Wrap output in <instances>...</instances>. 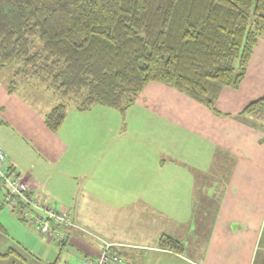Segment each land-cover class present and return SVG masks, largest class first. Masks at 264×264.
<instances>
[{"label":"trees","instance_id":"1","mask_svg":"<svg viewBox=\"0 0 264 264\" xmlns=\"http://www.w3.org/2000/svg\"><path fill=\"white\" fill-rule=\"evenodd\" d=\"M259 39L264 0H0V70L52 95L54 105L43 120L53 133L68 107L125 110L154 82L214 115L243 122L264 143V97L236 115L215 107L223 88L241 83ZM14 84H8L9 93ZM5 157V171L13 172ZM17 206L26 208L21 201ZM77 226L70 229L82 235ZM54 233L51 241L65 238ZM159 246L176 254L184 250L170 236H162Z\"/></svg>","mask_w":264,"mask_h":264},{"label":"crops","instance_id":"2","mask_svg":"<svg viewBox=\"0 0 264 264\" xmlns=\"http://www.w3.org/2000/svg\"><path fill=\"white\" fill-rule=\"evenodd\" d=\"M3 72H6V70H0L1 76ZM8 77H12V73L0 79V149L6 155V165L11 168V171L17 174L22 173L23 178L29 185L31 198L52 208V198L50 196L43 197L40 196L39 192H35L37 190L34 185L39 182L33 176L31 170L33 166L30 163L31 159L38 154H45L46 157L57 160L67 152V146L58 135V132L49 131L44 124L43 117L54 105V100L51 97L47 103L41 106L35 102L34 95L29 91L21 95L13 89L9 93L8 82L5 81ZM262 97H264V39H259L253 48L241 83L237 88H223L215 101V107L221 114L236 115L247 104ZM137 101L140 104V109L144 110L145 113L151 111L158 117L165 118L169 122L173 121L183 128L184 136L209 147L212 152L205 153L207 156L210 155V159L204 157L206 158L205 166L209 169L202 166L201 168L204 169L197 168L198 170L209 172L213 168L211 165L213 158L217 153L220 155V172L223 173L219 177L227 179L225 190L220 193L222 203V210H220L222 214L216 219L217 224L212 228L204 247L194 249L193 242H190L192 244L191 250L188 251L190 253L186 254L187 249L184 248L182 254H176L158 244L162 236H170L182 241L180 235L176 236V234L183 230L189 224V221L184 224V221L180 220L181 211L185 209V204L180 203V201H185L188 205L192 204V202H189L191 198L183 199L184 197H180V195H183L181 192L189 195L187 192L192 190L189 187L190 184L185 185L183 180L177 177L185 169H192H190V164L184 165L183 162H180V158L172 156L174 150L170 149L167 150L169 154L162 157L167 163L164 168L166 170V173H164L165 179L161 184H158L155 192L164 196L150 199L151 205H154L151 218L156 220V224L158 223L155 230L146 228V226H155V222L151 221L149 217L144 219L141 212L142 205L146 203L143 200L154 189L152 185L148 186L146 171L142 172L143 169L141 168L140 172H135L133 175L137 178L145 177V182L131 181L128 187H122L118 191L103 187L99 182L96 186L95 183H92L95 187L91 189L93 190L91 194L108 195L106 202L100 204L105 208V210L102 209L103 213H101L102 210L91 209L95 211L96 220L101 217H106L109 220V226L112 230L107 228V224L102 220H99L101 223H98L100 228L104 225L102 231L107 236L103 234L104 237L95 233L94 230L84 227V225L93 227L92 225L95 224V221L85 220L87 215L84 218L85 221H81V213L76 212L74 215L66 209L70 221L86 229L84 239L74 230L64 226L56 227L57 230H54V232L65 235L62 242L59 240V242L55 240L49 242L51 239L47 237L44 238L47 242L41 241L34 234L26 231L23 237V246L20 242L21 239L12 238L15 241L14 243L17 244V248H22L23 251L22 249L17 251L9 248L13 252L16 251L20 259L26 260L25 257L28 256L38 264H44V261L53 264L52 256L56 249L55 246L50 244L56 243V246L61 245L64 248L71 242L88 257V261H91L90 258L95 259V257L100 256L102 241L111 245L110 252L119 261L117 264H120L122 256L131 257L130 250H141L148 257L168 255L185 264H196L195 262H198L197 264H242V259H246L248 246L244 247V245L250 239L247 237L248 227L244 225L243 219L248 224L247 220L253 207V196L259 185L260 177L264 176V143H260L261 133L232 117L214 115L204 105L193 101L171 87L159 83L152 82L145 85L140 92V99ZM95 107L92 109H95ZM97 108L102 110L107 107L97 106ZM79 112L75 108H70L68 114L70 116H82L83 114ZM91 113L86 114L87 118ZM171 126L174 128V125ZM129 143L131 142L128 140H120L117 141L116 146H128ZM146 144V139L143 142L141 141L140 151L146 147ZM105 146H107V143ZM123 150H120V152L122 153ZM17 152H20L19 157ZM144 153L147 155L146 150H144ZM207 161H209L208 165ZM179 163H182V165ZM175 164L185 166L183 171L176 169ZM148 167L151 168L152 166L148 165ZM209 176L211 177V174ZM125 177H129V175ZM158 181L156 180V183ZM121 182L122 180L119 181V183ZM116 185L120 184L117 183ZM205 186L201 187V192L206 195L205 204L210 205L215 202L214 195L217 192L209 191ZM140 195H142L141 198ZM2 197L3 193L0 191V207L3 205L1 202ZM157 199L159 203L155 204ZM146 200L148 201V198ZM110 202L111 206L108 208ZM8 205L11 209L15 208L10 204ZM65 207L61 204L60 209L63 210ZM188 209L191 211L192 207H188ZM138 223L140 224V235L132 238L135 242L130 243L132 239L125 240L117 234L122 226H138ZM164 224H166L165 227L169 226V229L165 230ZM192 224L193 222L190 221L191 226ZM152 232L156 234L149 237L148 234ZM14 234L17 235L16 232ZM4 235L0 231L2 241L7 239ZM0 255H2V248Z\"/></svg>","mask_w":264,"mask_h":264},{"label":"rangeland","instance_id":"3","mask_svg":"<svg viewBox=\"0 0 264 264\" xmlns=\"http://www.w3.org/2000/svg\"><path fill=\"white\" fill-rule=\"evenodd\" d=\"M11 68L13 69L12 71H15L16 66L13 65ZM6 75H8L7 71L2 73L3 77ZM2 76L0 75V79H3ZM5 81L8 82V84L14 82L15 91H18L21 95L26 91L32 93L35 102L41 106L47 103L52 97L48 91L34 86L35 84L32 80L24 81L16 77H8ZM139 99L140 92L135 96L132 104L125 110L116 108H104L101 110L97 108V106H92L91 109L94 107L95 109L80 111L79 113H82V116H70L68 114L70 107H68L61 128L57 131L58 135L67 146L66 154L59 157L57 160L50 159L46 157L45 154H38L31 159L30 165L33 166L31 168L33 176L39 182L34 185V188L37 190L35 192H39L41 194L40 196L43 197L50 196V198H52V209L62 210L60 206L63 204L66 206L65 209H63L64 211L67 209L69 213L74 215L76 212L81 213V221L88 219L90 221H95V224L92 225L93 227L89 225H84V227L89 230H94L95 233L99 235H103L105 234V232L102 231L104 225L100 228L98 223L101 222H99V220H102L107 224V228L111 229L109 220L106 217H101L99 220H96L95 211L91 209L96 208L99 211L102 209L105 210L100 204L106 202L108 195L103 194L98 196L91 194V191H93L91 189H93L98 182L102 184L103 187L115 189L116 191L122 187H128L131 181L144 183L145 177L137 178L133 175L135 172H140L142 168V172L146 171L148 186L152 185L154 189L143 200L146 203L142 205L141 212L143 214H141L144 215V219L149 217L151 221L155 222V226H146V228L155 230L158 223L156 224V220L151 218V213L154 212V205H151L152 202L150 199L162 198L164 196L163 194L155 192L158 184H161L163 179H165L164 173H166V170L164 168L167 166V163L162 157L169 154L167 150L173 149L174 152L172 156L180 158V162H183L184 165L190 164V169H192H185L183 171L185 166H180L182 163H179L180 165L175 164L176 169L183 171L180 175H177V177L183 180L185 185L190 184L189 187L192 189L187 192L189 195L181 192L183 195H180V197H184L183 199L191 198L189 202H192V204L188 205L185 201H180V203L185 204V209L181 211L180 220L184 221V224L189 221V224L176 234V236L180 235L183 241H181L183 247L187 249L186 254H188L190 253L188 251L191 250L190 247H192L190 242H193L194 249L197 247H204L205 241L209 237L212 228L217 224L216 219L222 214L220 193L225 190V182L227 179L225 177H219V175L223 173L220 172V155L215 152V158H213L212 163L210 162L213 168H210L211 170L209 172L198 170L204 169L201 167L205 166L207 157L210 159V155L207 156L205 153L212 152L209 147L199 144V142L195 140L194 142L193 139L184 136L183 128L181 126L179 127L173 121H171V123L165 118L158 117L150 110V113H145L144 110L139 107L140 104H138L137 101ZM87 112H92L88 118L86 116V114H88ZM171 125H174V128ZM145 139L147 141L146 147L142 148L140 151V143ZM120 140H128L131 143H129L128 146H116L117 141ZM106 143L107 146H105ZM122 149L124 150L121 153L120 150ZM144 150L147 151V155H145ZM19 155L20 152H17L18 157ZM208 164L209 161H207V165ZM148 165L152 167L149 168ZM205 167L209 169L207 166ZM210 174L211 177L209 176ZM20 175H22V173H20ZM126 175H129V177L126 178ZM142 176L144 175L142 174ZM121 180L122 182L119 183ZM156 180L159 181L156 183ZM92 183H95V186H93ZM117 183L120 185H116ZM204 185H206L205 187H207L209 191L217 192L214 195L216 198L215 202L210 205H206L204 202L206 195L201 192V187ZM202 190L204 191L203 188ZM0 191L3 193L1 201L3 205L0 207V227L1 232L5 234L4 237L8 239L4 238L5 240L2 241L0 238V251L2 248V255L6 254L9 248L17 251L18 249L21 250L22 248H17V244L14 243L15 241L12 240V238L21 239L20 242L22 244H20L23 246V237L26 231L34 234L37 239L47 242L43 234L35 228L28 226L29 218L27 216L30 217L31 215L32 217L33 210L26 207L21 211L18 206L11 209L5 198L6 191L3 187H0ZM141 197L142 195H140V198ZM147 198L148 201L146 200ZM158 201L157 199L155 204H158ZM110 206L111 202L108 208ZM147 207L149 208L148 210L146 209ZM188 207H192V210L189 211ZM103 210L101 213H103ZM84 218L86 219L84 220ZM190 221L193 222L192 226L190 225ZM243 222L244 225L248 227L247 237L250 240L245 242L244 247L248 246V255L246 259H242L241 263L264 264V176L260 177L259 185L255 190L253 207L247 220L248 224L244 219ZM72 224L75 225L74 223ZM49 225L51 226V223H49ZM165 226L166 224H164L165 230L169 229V226ZM73 229L78 231V226L75 225ZM85 230L86 229H83V235L80 236L82 239H84V235H86L84 234ZM139 230V223L138 226L133 225L132 227L124 225L117 234L127 240L134 237L136 238V236L139 237ZM14 232H16L17 235H15ZM154 234L156 233L152 232L149 233L148 236L152 237ZM95 236L97 237V235ZM93 242L95 243V241ZM133 242L135 241L132 239L130 243ZM50 245L55 246L56 249V252L52 256L53 264H84L85 261H88V257H86L83 252L79 251L71 242L64 248L61 245L56 246V243ZM102 245L103 244H101V246ZM110 249L111 247L108 248V255L115 257L111 254ZM130 251L132 254L130 255L131 257L122 256L120 264H185L168 255L148 257L145 255V252L141 250ZM25 259L26 260L20 259L15 251L10 252L7 256L0 257V264H38L32 261L34 259L28 256H26ZM90 259L91 261H97L98 257ZM44 262V264H48L46 261ZM195 263L197 264L198 262ZM110 264L116 263L110 260Z\"/></svg>","mask_w":264,"mask_h":264},{"label":"built area","instance_id":"4","mask_svg":"<svg viewBox=\"0 0 264 264\" xmlns=\"http://www.w3.org/2000/svg\"><path fill=\"white\" fill-rule=\"evenodd\" d=\"M3 159L4 154L0 150V180L7 194L6 200L13 207L16 206L17 202L21 201L24 206L33 210L32 217L31 215L30 217L27 216L29 218V226L36 228L44 237L49 239L55 235L49 223H53L56 226L75 227L70 222L69 214L66 211L52 209L49 205L41 204L31 198L29 187L23 176L15 172L5 171ZM60 239H62L61 235ZM102 244L99 259L95 263L85 262L84 264H110V260H113L116 264L119 262L115 257L108 255V248L111 245L104 241H102Z\"/></svg>","mask_w":264,"mask_h":264}]
</instances>
